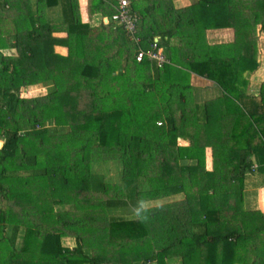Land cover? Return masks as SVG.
I'll return each mask as SVG.
<instances>
[{
  "label": "trees",
  "instance_id": "1",
  "mask_svg": "<svg viewBox=\"0 0 264 264\" xmlns=\"http://www.w3.org/2000/svg\"><path fill=\"white\" fill-rule=\"evenodd\" d=\"M173 1L130 0L134 39L90 28L77 0H0V264H264V214L245 193L264 174V82L249 87L264 0ZM114 3L89 0L90 14ZM213 29L232 43L208 44ZM154 38L162 67L135 60ZM192 75L219 96L194 101ZM106 159L120 180L99 185Z\"/></svg>",
  "mask_w": 264,
  "mask_h": 264
},
{
  "label": "crops",
  "instance_id": "2",
  "mask_svg": "<svg viewBox=\"0 0 264 264\" xmlns=\"http://www.w3.org/2000/svg\"><path fill=\"white\" fill-rule=\"evenodd\" d=\"M78 6H79V13L80 17L83 23H86L89 25L90 28L94 30H99L102 24L100 23V17L97 14H90L89 11V0H78ZM84 14V16H81ZM57 37H65L63 35H66L65 33H57ZM226 38V39H225ZM228 38V39H227ZM233 31L231 29H213V30H207L206 31V39L207 43L210 45H223V44H229L233 41ZM129 39V38H128ZM223 40V41H221ZM262 41H264V36L260 37V45L262 46ZM59 53L61 55L67 54V49L64 47H56L55 52H61ZM259 57V63L260 67L259 70L255 72L253 80L250 82V89L252 93H255L259 87V85L264 82V51L261 49ZM190 84L192 86V89L195 85L198 84V88H212V94L207 99H214L219 96L218 89L214 86V84L208 80H205L203 78H199L197 76L192 75ZM191 89V90H192ZM191 94H193V99L196 102H199L196 99L195 91H191ZM186 146V145H184ZM209 157V160L207 159V164L210 165V156H209V150H207L206 158ZM256 179L248 178L246 180V187H245V193H246V203L251 209H254L256 211H260L262 214H264V174L262 176H256ZM250 200V201H249Z\"/></svg>",
  "mask_w": 264,
  "mask_h": 264
},
{
  "label": "rangeland",
  "instance_id": "3",
  "mask_svg": "<svg viewBox=\"0 0 264 264\" xmlns=\"http://www.w3.org/2000/svg\"><path fill=\"white\" fill-rule=\"evenodd\" d=\"M191 1L192 0H174L173 3H174L175 6L179 7V6L183 5L184 3L191 2ZM30 2L32 4L33 8H35V0H30ZM77 2H78V0H77ZM187 4H189V3H187ZM9 12L12 13V16H13L14 13H15V10L14 9L13 10L10 9ZM46 13H47L46 14L47 21L50 22V20L48 19L49 14H50V10H47ZM81 16H84V14H82V12H81ZM36 25H38V22H36ZM55 36H57V35L55 34ZM63 36H65V35H63ZM221 41H223V40H221ZM9 53H11V51H9ZM57 53H62V51L61 52H57ZM198 87L199 86L197 84L192 89V91H195L196 100H198L199 102L207 101V99L212 94V88L204 89V88H198ZM44 88H42L41 90L37 89L36 87L35 88H31V89H28L26 91H21V94L26 96L27 98H29L31 96L40 95V94L43 95L45 93L46 89H47L46 88L44 90ZM158 124L159 123H157V125ZM187 144H188L187 141L179 140V145L180 146H184V145H187ZM0 146H1V144H0ZM206 154H207V152H206ZM207 159L209 160V157L206 158V161H207ZM207 163L208 162H206V167L207 168H204L205 170L210 169V165H208ZM92 168L95 171L94 172L95 175H94L93 180L97 179L98 182H99V185H102L104 183H116V182H118L120 180V164H119L118 161H113V160L106 159L104 161L94 162V164L92 165ZM161 200L164 201V202L162 204H160V206L163 205L164 203H167V202L169 203L170 202V201H167V200H164V199H161ZM132 208L136 209L134 207L119 208V209H114V210L108 211V214L109 215H113V216H118L121 219H123V218L124 219H133V218L137 217V213L134 212V210ZM65 241H64V243H65ZM67 244H69V242Z\"/></svg>",
  "mask_w": 264,
  "mask_h": 264
},
{
  "label": "built area",
  "instance_id": "4",
  "mask_svg": "<svg viewBox=\"0 0 264 264\" xmlns=\"http://www.w3.org/2000/svg\"><path fill=\"white\" fill-rule=\"evenodd\" d=\"M112 8L114 9V13L108 17H103L101 20L102 23L110 24L111 22H114L116 26L123 29L129 38L136 39L135 34L137 33L138 17L135 13L130 11V0H115V3L112 4ZM136 41L139 40L137 39ZM158 44V38H154L152 40L151 48L149 49L150 51L147 53V55L139 52L136 55L135 60L139 63L144 58H146L150 62H155L158 67L169 64L170 62L166 60L162 47H160ZM255 168L256 166L254 165L252 169Z\"/></svg>",
  "mask_w": 264,
  "mask_h": 264
}]
</instances>
